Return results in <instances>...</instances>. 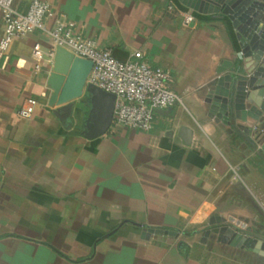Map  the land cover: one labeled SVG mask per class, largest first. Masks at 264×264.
<instances>
[{"label": "crops", "instance_id": "1", "mask_svg": "<svg viewBox=\"0 0 264 264\" xmlns=\"http://www.w3.org/2000/svg\"><path fill=\"white\" fill-rule=\"evenodd\" d=\"M31 1L13 6L25 12ZM41 1L54 13L48 29L73 24L119 61L141 53L169 73L180 102L156 110L149 131L112 125L88 140L85 96L74 101L70 126L47 106L51 38L35 31L14 40L0 57V264H264L202 241L211 218L229 216L264 241V130L253 138L219 112L210 115L209 89L242 69L227 17L194 12L182 0ZM35 44L44 54L39 72ZM28 98L39 105L21 119Z\"/></svg>", "mask_w": 264, "mask_h": 264}, {"label": "water", "instance_id": "2", "mask_svg": "<svg viewBox=\"0 0 264 264\" xmlns=\"http://www.w3.org/2000/svg\"><path fill=\"white\" fill-rule=\"evenodd\" d=\"M182 2L194 12L219 13L230 21L239 42L238 59L242 69L233 76L219 78L217 86L209 89L208 96L212 98L210 115L219 112L218 117L222 115L228 123L232 120L234 127L254 138V129L264 130V0ZM91 68V61L56 47L46 78V87L51 91L47 106L64 126L72 123L74 101L83 96L87 98L88 110L81 125V135L88 140L103 136L111 127L115 102L114 95L86 84ZM259 149L264 153V142ZM208 227L202 241L214 239L251 252L264 261V241L251 236V229L240 220L230 216L226 219L213 217ZM144 234L174 236L176 232L144 229Z\"/></svg>", "mask_w": 264, "mask_h": 264}, {"label": "built area", "instance_id": "3", "mask_svg": "<svg viewBox=\"0 0 264 264\" xmlns=\"http://www.w3.org/2000/svg\"><path fill=\"white\" fill-rule=\"evenodd\" d=\"M13 4L14 0H0L3 23L0 57L8 51L14 40L41 31L51 38L54 48L61 47L74 57L91 61L92 68L86 84L115 96L111 126L149 131L153 127L156 110L170 108L180 102L179 97L170 90L169 73L142 61L141 53H134L133 59L119 61L109 50L99 49L92 40L76 34L73 24L57 22L53 28L48 29L46 20L54 15L49 3L32 0L25 12H18ZM192 20L190 13L183 15L185 26ZM32 58L34 72H39L40 63L44 60L39 44L33 46ZM38 105V99H26L17 111L18 117L29 119Z\"/></svg>", "mask_w": 264, "mask_h": 264}]
</instances>
